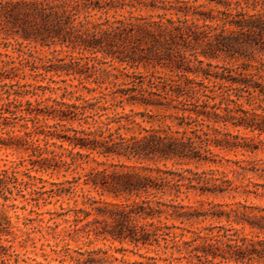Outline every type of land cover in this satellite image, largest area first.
Masks as SVG:
<instances>
[{
  "label": "trees",
  "instance_id": "16d2710c",
  "mask_svg": "<svg viewBox=\"0 0 264 264\" xmlns=\"http://www.w3.org/2000/svg\"><path fill=\"white\" fill-rule=\"evenodd\" d=\"M0 36L5 48L10 40L46 48L50 65L35 76L53 72L59 80L51 82H70L33 86L60 91L42 108L43 101L22 103L34 93L15 90L30 85L12 83V74L35 58L0 52V129L13 128L10 120L31 121L23 137L43 136V149L29 144L45 155L39 169L50 175L95 165L43 191L54 203L82 198L81 208L49 213L55 228L66 225L56 236L59 252L75 253L71 264H110L100 248L70 249V242L92 239L162 249L169 264H264V205L214 204L200 212L184 204L232 192L264 199V183L234 185L224 171L187 167L215 164L216 150L244 156L260 149L239 131L264 135V0H0ZM138 67L151 71L129 70ZM225 161L236 167L232 173L264 180V158ZM16 165L0 167L4 202L10 181L17 182ZM79 181L99 198L78 195ZM199 217L229 227L185 226ZM10 227L0 210V236L14 234Z\"/></svg>",
  "mask_w": 264,
  "mask_h": 264
},
{
  "label": "rangeland",
  "instance_id": "374dc122",
  "mask_svg": "<svg viewBox=\"0 0 264 264\" xmlns=\"http://www.w3.org/2000/svg\"><path fill=\"white\" fill-rule=\"evenodd\" d=\"M20 41L21 40H19V42ZM9 42L10 45L6 48L4 47L3 42H0L1 53H7L14 58L21 53H24L26 56L31 53V55L35 58L34 63H32V59L29 58V61L25 62L23 68L12 74L14 75L12 83L18 81L19 84L30 85V87L20 88V90L14 87L15 90L28 91L29 93L33 91L34 93V96H31V94L24 96V98L21 99L22 103L28 100L33 106H35V101H43L39 106L40 108L50 104L52 99L58 97L60 91L50 92L49 89L43 90L42 88H38L33 90L32 88L36 86H49L54 88L57 85L64 86L70 82H66L65 84H55L51 82L52 80H59L53 72L47 73L44 80L43 76H35V71L43 73V65H50L46 63L48 58L51 57L49 55V50L39 47L34 48L32 45H27L25 42H22L21 45H17L14 40H10ZM63 56L64 53H60L58 55V57ZM216 63H218L219 66L223 64L222 61H213V64ZM51 64L57 65L58 63L53 62ZM34 67L38 69L33 70ZM129 70H134L142 74H148L151 71L149 68L145 69L142 67ZM49 78L51 79L49 80ZM6 82H8V80H6ZM72 84H76V81H73ZM4 89L5 88H0V92L2 93ZM46 98H49V100L46 101ZM3 103H5L4 94L0 96V105ZM26 120L27 119L10 120L13 128H6L5 130L0 129V167H3V165L10 166L12 165V162L17 164V174L15 175L17 182L13 184L12 181H10L9 183V187L12 190L11 195L4 192L10 200L4 202L0 196V204L4 203L8 206L13 204L16 207L11 209L10 207L4 206L2 208L0 206V210H5L6 215L9 217L11 226L10 231L14 233L0 236L1 244L5 247V249H0V264H71L69 255L75 256V253L70 252L68 255L64 252H59L62 244L56 236V232L66 225L60 223V226L55 228L54 221L49 220L51 217L49 213H59L61 212V207L64 208V210L81 208L82 198L78 197L76 203L67 199H63L62 203H54L55 198H48V194H44L43 191L50 188V183L71 180L72 177L84 174L90 167H94L95 165L89 161L87 163H82L81 168H77V170L73 172L68 171L64 173L63 171H60L59 173L55 172L52 175L48 174V172H43V170L39 169V165H43V157H45V155L42 153L40 157H37V154L32 149L33 146H30L29 144L30 141H32L34 145H38L41 149H43V136L36 133L32 135V138L23 137L24 132L28 131L23 129L22 126L26 125L30 127L32 125L31 121ZM232 132L233 134L236 133L235 131ZM239 134L249 139L252 138V142L254 144H258L260 149L254 154H246L244 156L237 151L225 152L216 150L215 152H218V157H215V164H199L196 167L194 164H190L187 167L198 172L207 171L209 169L224 171L227 174V178L233 180L234 185H239L241 183L246 184L248 180L252 183H264L263 179L258 178L254 174L249 173L243 177L234 172H230V169H235L236 167L232 163L226 162L225 160H246L259 163V160L264 158V153L262 151L264 149V135L257 136L256 133H248L242 130L239 131ZM10 137H14V139H10ZM36 139L37 141H34ZM259 141L261 143H259ZM5 143H11L12 145L10 147L2 146V144ZM57 144L59 143L57 142ZM64 147H66V144H64ZM52 149L55 150V148ZM56 151L60 150L56 149ZM241 165L248 167L246 162H242ZM168 166H170V164H168ZM28 175L34 179H30ZM80 183L81 181H79V185L76 188L78 195L88 194L90 197H94L95 199L99 198L94 191L90 190L86 186H82ZM13 185H15V189L12 188ZM248 188L250 190L253 189L251 185H249ZM238 191L241 192L242 188ZM259 191L261 190L259 189ZM232 195L233 197L226 194L216 197L211 195L201 197L191 196L188 201H184V204H189L200 212L209 211L210 206L214 204L229 205L235 202H245L246 204L258 206L264 205V199L255 198L252 194L246 196L244 194L232 192ZM106 200L109 201L110 199ZM223 209L227 210L228 207H224ZM91 219L92 217L88 218V220ZM55 222H61V220L55 219ZM217 225L229 227V225H227L224 221L218 222L210 217H199L197 220L193 221L191 226L187 224L185 226L190 229H195ZM232 228L238 227L232 225ZM176 231L179 232V230ZM190 235L191 234L187 233L184 239H189ZM99 248L106 251V256L108 257L110 264H152L153 260L151 258H155V264H169L172 260L168 252L165 254L162 249L154 247H135L134 245L128 243L120 244L118 242L94 239H92L90 244L83 243L82 241L70 242L71 250H80L83 252ZM172 257H179V255L173 254ZM172 263L185 264V260L182 259L179 262L174 261Z\"/></svg>",
  "mask_w": 264,
  "mask_h": 264
}]
</instances>
